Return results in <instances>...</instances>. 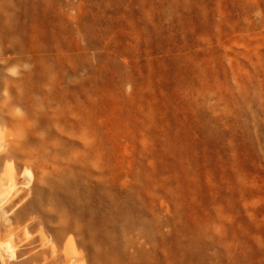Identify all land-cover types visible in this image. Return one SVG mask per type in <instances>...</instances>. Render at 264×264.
Masks as SVG:
<instances>
[{
	"label": "rangeland",
	"instance_id": "374dc122",
	"mask_svg": "<svg viewBox=\"0 0 264 264\" xmlns=\"http://www.w3.org/2000/svg\"><path fill=\"white\" fill-rule=\"evenodd\" d=\"M120 1L0 31V264H264V0Z\"/></svg>",
	"mask_w": 264,
	"mask_h": 264
},
{
	"label": "bare ground",
	"instance_id": "6f19581e",
	"mask_svg": "<svg viewBox=\"0 0 264 264\" xmlns=\"http://www.w3.org/2000/svg\"><path fill=\"white\" fill-rule=\"evenodd\" d=\"M118 2L106 0L109 6H115ZM120 2L127 6V0ZM57 6L58 0H0V31L10 37L6 38L9 42H37L41 39L39 27L44 26L43 19ZM77 29L79 32L83 29L80 22Z\"/></svg>",
	"mask_w": 264,
	"mask_h": 264
}]
</instances>
